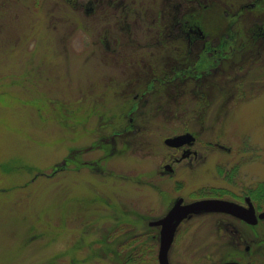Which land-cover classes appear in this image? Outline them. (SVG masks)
Instances as JSON below:
<instances>
[{
    "label": "rangeland",
    "instance_id": "obj_1",
    "mask_svg": "<svg viewBox=\"0 0 264 264\" xmlns=\"http://www.w3.org/2000/svg\"><path fill=\"white\" fill-rule=\"evenodd\" d=\"M104 2L93 13L64 0H12L10 14L0 5V264H126L128 255L138 258L133 264H158L160 227L150 223L178 199L234 201L264 185V50L245 63L248 75L220 93L191 85L178 97L185 105L149 102L137 118L141 130L112 143L133 103L121 88L132 65H155L166 52L138 47L152 30L134 22V9L136 40L123 45L126 32L115 21L121 9ZM215 10L203 23L224 35L225 9ZM106 27L113 53L102 40ZM185 130L197 135L206 159L162 176L164 139ZM228 222L214 213L185 221L170 264H264V223L251 229L233 221L246 238L238 244L221 233Z\"/></svg>",
    "mask_w": 264,
    "mask_h": 264
},
{
    "label": "flooded vegetation",
    "instance_id": "obj_2",
    "mask_svg": "<svg viewBox=\"0 0 264 264\" xmlns=\"http://www.w3.org/2000/svg\"><path fill=\"white\" fill-rule=\"evenodd\" d=\"M10 1L12 0H2L0 4L3 5V9L8 11V14L11 11L14 13V10H11L12 8L10 9L9 7ZM64 1L71 3L76 8L87 6V13L94 12V3H97L99 7L104 2V0ZM104 3H106L108 10L121 9L120 15H115V21H117V28L120 31L126 32V34H123L125 37L122 41L123 45L127 44L131 47L134 40H136L131 37L132 35L129 32L134 17L131 10L134 9L136 19L134 22L137 23L142 20V25H146L152 30V33L140 35L142 38L137 41L138 47L147 48L156 45L164 48L166 52L162 57V61L155 58V65L148 61L142 62L143 66H139V64L138 66L132 65L134 67H131L132 71H129V75L125 81L126 85L121 88L126 90L123 91L125 94H122L124 101H133V103L126 115L128 119L126 127L123 130L113 131L112 143L117 138L141 130L140 125L137 123V118L144 115L145 111L142 107H145L149 102L157 105L160 104V106L185 105L187 100L184 98L181 100L178 97H181V91H187L191 85L199 93L200 90L212 93L214 90H219L218 92L220 93L225 84H231L234 80H237V77L241 76L240 74L244 70L243 74L248 75L250 73V66L245 69V63L250 62L255 54L259 57L262 50H264V0H105ZM220 7H224L225 9L226 22L229 24L228 32L224 35H212L203 23V20H205L204 16L214 9L218 11ZM130 16L132 18H129ZM217 18L218 16H216ZM213 19L215 20L214 16ZM108 20L111 22L110 19ZM219 30H213V32ZM109 32L110 27H106L102 40L106 49L113 53L117 49L111 50ZM16 44L18 45L19 42ZM151 51H153L152 48ZM144 57V55H141L142 61ZM151 59H154V56ZM243 79L237 82L236 88L240 89ZM246 83L247 81L245 85ZM130 89L132 91L128 94L127 90ZM127 94L128 96L124 97ZM201 100L206 101L205 98H201ZM68 108H71L69 107V103L65 104V112L66 110L68 111ZM71 113L75 115L76 110L73 108ZM110 117L112 116L110 115ZM71 127L72 131H75L77 123H72ZM184 135H190L192 138H185L183 144L179 146L166 144V139ZM198 141L197 135L188 130L166 137L164 144L167 146L169 154L166 155L165 161L162 163L161 175H175L177 167L186 161H188L187 163L190 167L193 166L194 161L198 162L200 160V163L201 161H205L207 150L197 149L195 145ZM214 146L222 151L231 152L230 148L218 143ZM77 155V150H73L70 157L76 166L78 162L74 160L77 158ZM258 188L259 186L253 188L246 195L232 202L248 208L247 199H249L255 209L256 216H259L264 213V209L260 205V202H264V195L257 197L255 191ZM184 203L186 202L184 201ZM214 214L221 215L229 220L226 225L223 224L221 226V233L227 235L229 238L232 237L229 235L233 234L238 244H241L242 241L246 242V238L239 230L233 227V221L239 222L251 229H255L264 223V219H259L257 224L252 225L229 214ZM254 241L259 242L257 239H254ZM245 251L248 253L251 251V244L245 246ZM227 262L237 263L231 260L223 263Z\"/></svg>",
    "mask_w": 264,
    "mask_h": 264
},
{
    "label": "water",
    "instance_id": "obj_3",
    "mask_svg": "<svg viewBox=\"0 0 264 264\" xmlns=\"http://www.w3.org/2000/svg\"><path fill=\"white\" fill-rule=\"evenodd\" d=\"M192 136L184 135L166 139V144L171 146H179L183 144V140ZM249 207L241 206L235 202L222 199H202L191 203H184V199H178L170 211L161 219L152 221L151 226L160 227V246L158 252L159 264H170L169 251L175 240V236L180 225L194 216L209 213H225L246 221L249 224H257L259 219H264V213L256 216L255 209L247 199ZM237 264V263H223Z\"/></svg>",
    "mask_w": 264,
    "mask_h": 264
},
{
    "label": "trees",
    "instance_id": "obj_4",
    "mask_svg": "<svg viewBox=\"0 0 264 264\" xmlns=\"http://www.w3.org/2000/svg\"><path fill=\"white\" fill-rule=\"evenodd\" d=\"M257 194V197H260L262 195H264V185L259 186V188L255 191ZM144 251V250H143ZM138 258L135 257L134 255H128V259L125 260L126 264H133L135 262V260H137Z\"/></svg>",
    "mask_w": 264,
    "mask_h": 264
}]
</instances>
